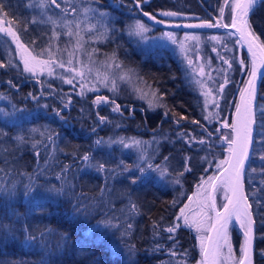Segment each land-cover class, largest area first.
Instances as JSON below:
<instances>
[{
    "label": "trees",
    "instance_id": "obj_1",
    "mask_svg": "<svg viewBox=\"0 0 264 264\" xmlns=\"http://www.w3.org/2000/svg\"><path fill=\"white\" fill-rule=\"evenodd\" d=\"M223 1L148 0L142 7L155 14L161 8L182 2L179 9L196 15L202 12L212 20L217 14L218 3ZM3 2L8 5L9 18L22 22L17 28L21 41L38 52L46 48L52 40L47 31L48 24L28 23L25 30L23 23L32 17L26 7L27 2ZM129 3L133 1L129 0ZM94 6L102 7L97 1H94ZM110 9L129 15L128 7ZM249 20L252 30L260 37L259 42H264V2L250 13ZM114 29L115 34L104 37L98 48L117 54L123 66L131 68L139 81L158 92L164 106L150 109L144 101L129 98V92L121 89L106 93V90L97 89L100 82L92 81L90 74L85 75L84 81L98 91L83 97L75 93L64 95L60 92L63 86L42 82L41 73H25L21 56L15 55H20L15 42L5 34L0 36V61L7 65L0 68V108L11 111L14 105L32 113L29 120L19 125L4 122L0 114V184L16 185L14 196L0 194V226H5L0 228V264H197L201 260V235L194 227L185 226L182 219L176 221L175 218L197 184L202 179L215 176L220 171L217 164L229 155L224 138H232V129L223 125H231L233 110L250 71L249 58L241 44L236 43V35L225 36L214 48L206 43L204 54L208 55L212 66L222 64L219 56H224L230 66L225 79L216 78V84L224 83L221 97L219 95L220 117L207 122L203 118L201 94L170 50L145 51L130 36L126 37L119 25L116 31ZM222 29L233 32L228 28ZM42 56L40 59H49L47 52ZM241 59L245 60L246 66L240 73ZM55 60L61 59L55 57L53 63ZM29 93L37 99L33 100ZM97 96L115 99L121 106L120 111L114 112L111 103L90 104ZM57 110L60 116L56 115ZM165 112H168L167 116ZM262 113L264 80L260 83L256 105L253 151L245 172V188L256 222L253 264H264V255L261 254L264 250ZM101 116L107 118L103 123L99 120ZM180 116L187 119H180L177 123ZM117 133L124 134L119 137L132 135L146 142L147 156L166 167L169 175L160 177L152 173L149 180L132 184L130 177L139 175L136 169L113 175L98 171L94 166L87 167L79 159L90 153L93 165L97 161L109 169L116 168L121 161L127 165L128 159L120 155L114 144L109 147L94 143L98 138L118 137ZM18 135L25 137L24 143L15 139ZM48 135L53 136L52 141L47 139ZM201 140L204 143H200ZM66 165L69 167L63 175L73 187L62 196H53L47 189L61 186L57 174H61ZM179 173L183 175L177 177ZM33 176L36 184L40 185L33 195L46 197L39 199V203L24 196L25 185ZM177 178L179 184L174 182ZM218 192L221 196L225 194L221 190ZM130 199L138 206L137 213H128L126 206ZM74 204L88 206L90 215L75 216ZM110 217L118 218L122 224H132L130 235L123 241L120 238L123 227L119 230H92L98 221ZM173 223H180L181 227L174 234H169L165 229ZM25 226L35 236L47 232L46 246H26ZM233 229L236 230L234 224ZM169 235L173 239H169ZM126 244L135 245L134 256L128 255ZM157 245L160 246L158 250ZM114 246L119 250L116 251ZM172 251L176 252L175 256L171 255Z\"/></svg>",
    "mask_w": 264,
    "mask_h": 264
},
{
    "label": "snow or ice",
    "instance_id": "obj_2",
    "mask_svg": "<svg viewBox=\"0 0 264 264\" xmlns=\"http://www.w3.org/2000/svg\"><path fill=\"white\" fill-rule=\"evenodd\" d=\"M264 2V0H224L223 6L219 9L220 17L216 20V22H212L211 20L201 21L200 24L197 25H186L187 27H208V28H232L235 29V32L228 33L229 36H235L238 34V39L236 40L237 44L245 43L248 46V52L251 53V63H250V79L247 82V88L241 89L240 93V103L236 105V114L237 119L230 125L228 123H224L225 128H231L234 132V137H225L228 143V152L229 156L224 160H221L219 164H217V168L221 169L223 173V179L220 176H209L206 181H202L200 187H204L205 185H211L212 191L215 192L219 187H222L225 192V200L226 203H223L222 210H217L216 201L213 198L210 204H205L204 207H207L211 212H214V216H209L207 213H203L205 220L207 223H197L195 221H190L187 215V210L190 205L186 204L184 207L180 208L179 214L176 216L175 220L180 221L183 220V224L189 227H195L198 232L203 231L205 228L208 231V235H202L199 237L200 239V249H201V260L197 262V264H253V255H254V225L255 220L253 219V213L251 211L252 205L248 202V196L244 191V170H245V162L249 159V149L253 143V124L255 123L254 112L252 108V101L255 98V82L256 78L264 80V59L260 60V65H257V52L264 53V42H259L260 37L255 34L252 30V26L249 20L250 13L255 10V6L258 3ZM94 3V0H87L86 6H83L79 3V0H63V7L61 2L58 0H35V2H30L26 5V7L32 9H38V14L33 16L27 23H23V28L27 29V24L32 23H43L50 24L52 26V39H59L61 33L56 31L57 26H61L65 29L63 35L68 36L69 38H75V44L72 45V50L69 51L67 47L65 49H59L58 51L62 54L67 51L68 59L65 62L64 60H56L55 63L59 68H65V63L68 65H72L74 62V57L77 51L84 50L88 57V61L91 63L93 54L98 51L93 49L91 52H87L84 48V37L81 35L80 28V17L76 16L73 20H69L68 17L70 14L77 13L78 10L83 14L84 19L87 20L90 16L95 17L99 16L103 19L107 14L99 12L98 9L92 7L91 5ZM134 3L138 9H140L145 17H148L150 20L155 21L159 24H164L165 20L157 19V16L151 12L143 11V5L147 3V0H134ZM54 5L56 9H59L60 12L58 15H49L48 14V6ZM8 5L0 0V34H5L7 37H10L13 42H15L17 48L20 51L21 60L23 61L24 71L35 73L37 67H39L40 71L43 72L45 68H47L49 75L53 74L52 64L54 62V58L57 56L56 52L52 51L51 43L52 40L49 41V45L41 49L36 54H33V51L28 48L26 44L21 41V36L19 35L17 28L21 25V21L16 18H9L10 13L6 10ZM225 9H228V14L231 18L230 24L223 23ZM161 15L165 17H174L180 15V13L173 11H163ZM61 21L63 22L61 24ZM7 25V26H5ZM15 25L16 27H14ZM75 25V29L73 28ZM99 24H89L86 28L88 33H93L98 27ZM105 31H107V26L103 25ZM130 34H135L141 36L143 39H147L144 36L145 33L149 31L147 25H145L142 21L137 20L133 25L129 26ZM163 35L172 39L175 42V36L171 32L164 33ZM189 37H186L188 39ZM191 39H198V37H190ZM213 40H219L220 37H211ZM31 43H35V41H31ZM71 43V39L69 41ZM47 52L49 59L43 60L40 57ZM111 61L112 63H109ZM117 58L115 53L112 54L111 57L106 58L103 62L108 67H115L117 69H121V65L116 62ZM81 62V61H77ZM82 63V62H81ZM191 63V61H189ZM241 65H245V60L241 59L239 61ZM7 65L0 61V68H4ZM87 71H91L90 68H87ZM133 70L128 69L124 71L122 75L117 76L109 80L107 75L101 78L99 75L97 79L100 80V84L108 88L111 92H118V84L117 79L126 80L130 79V73ZM68 73H74L75 76L73 78H65L64 82L67 84H72L73 80L76 77L79 79H85V72L83 70H78L75 67L67 68ZM201 74L203 71L201 69ZM222 87V86H221ZM85 85L81 84V95L84 94ZM94 90V89H89ZM153 97L159 101L160 97L156 96V93H152ZM29 96L36 100V96H32L29 93ZM69 103L70 98H69ZM111 103L113 105L112 110L114 112L120 111V105L116 103L115 99H110L108 96H97L93 101V104H108ZM152 106L150 102V107ZM164 106V105H160ZM47 107V105H44ZM67 107V104H65ZM0 114L4 119V122L10 123L12 125H19L23 122L29 120L32 117V113L27 112L24 109H17L14 105L12 106L11 111H5L3 108H0ZM56 115L60 116V112L57 110ZM165 115H168V112H165ZM175 113L173 116L175 117ZM264 115V113H262ZM209 117H205L208 119ZM106 117H99L101 123L105 122ZM180 119H187V117L180 116L176 119V122L179 123ZM194 123H199L198 121H193ZM32 131H36L33 129ZM95 131V129H93ZM43 135V133H41ZM19 143L25 142V137L23 135H18L15 138ZM47 139L49 141L53 140L52 135H48ZM191 139V138H189ZM127 141V142H126ZM97 146L100 145H108L109 147L113 144H119L123 148H136L141 155L138 157V161L143 163H136L135 165H125L123 161L120 164L116 165V168L109 169L106 168L104 163H100L97 161L95 165L92 164L93 156L90 153H85L83 156L79 157V159L87 166V167H95L98 171L101 172H109L113 175L115 174H123L130 172L131 169L135 168L136 171L139 172V175L133 174L130 177V182L132 184H137L138 182L147 181L151 178L152 173L157 174L160 177H166L169 175L168 169L160 164L151 163V157L147 156L146 150L144 149V144L146 142L137 140L135 138H124L120 137L116 140L109 138L105 141L103 138H98L94 142ZM200 143H204L203 140ZM35 146V145H33ZM39 155V153H37ZM75 155V154H73ZM167 161V157L164 158ZM261 159L264 160V155L261 156ZM47 164V161L45 162ZM227 164L226 168L222 166ZM69 166H65L62 169L61 174H57V179L61 180V186L59 188L52 186L47 189V192L52 194L53 196H62L65 194L66 190L73 187L70 182L63 175L66 173ZM117 169H120V172L117 173ZM186 170H188L186 168ZM253 171H255L253 169ZM183 175V173L177 174V177ZM217 181H220V184H217ZM175 183L179 184L180 180L177 178ZM40 185L36 184V178L30 177L29 183L25 185L24 196L26 198H31L36 200L39 203V199L46 198L40 197L39 194L33 195L35 189L39 188ZM103 191V190H102ZM0 194L7 195L9 197L14 196L16 194V185L13 183L12 185L5 186L0 184ZM195 195L199 196V193ZM189 201L192 200V197L188 198ZM175 203V202H174ZM94 207V206H93ZM128 213L133 214L138 212V206L135 202L129 200V204L126 206ZM74 215L87 217L90 215V209L88 206H82L79 204L73 205ZM232 223H236L239 225L240 229H243V241L241 242L239 252L240 255L237 257L234 253L233 244L231 242V237L229 235V225ZM155 226V222H154ZM5 226H0L3 228ZM123 227V231L121 232V240L123 238L130 235L132 224H122L118 218L110 217L104 220L98 221L96 225L93 226L92 230H109L116 229L119 230ZM158 227V226H157ZM181 227L180 223H173L171 226L167 227L165 230L169 234H174L177 228ZM26 235L24 244L28 247H45L46 240L45 236L47 232H41L39 236L32 235L28 226H25L24 229ZM159 234L158 232L156 233ZM66 239V238H65ZM169 239H173L172 235H169ZM207 240V244L205 241ZM127 248L128 255H135V245H125ZM159 245L156 246L157 250L159 249ZM115 250L119 249L114 246ZM262 255H264V250H262ZM171 255L175 256L176 252L172 251Z\"/></svg>",
    "mask_w": 264,
    "mask_h": 264
},
{
    "label": "rangeland",
    "instance_id": "obj_3",
    "mask_svg": "<svg viewBox=\"0 0 264 264\" xmlns=\"http://www.w3.org/2000/svg\"><path fill=\"white\" fill-rule=\"evenodd\" d=\"M24 2L30 3L35 2V0H23ZM148 1V0H147ZM58 2H61L62 7L63 0H58ZM79 3L83 6H86L87 0H79ZM176 4H179L176 2ZM180 4H183L182 2ZM173 5L171 7H164L158 10L157 13L154 15L157 16V19L165 20L164 24L156 23L155 21L150 20L148 17H145L140 9H138L135 5V3H129L128 10L129 15L116 13L113 11V9H107L104 7H98L94 6V3L91 5L92 7L99 10V12L106 13L107 15L101 19L99 16L95 17H89L87 20L84 19V16L82 13L78 12L74 14H70L68 17H66L69 20H73L76 16L80 17V28H81V35L84 37V48L87 52H91L93 49H98L93 56L92 61H88V57L86 55V52L84 50L77 51L75 54L74 62L72 65H68L65 63V68H59L56 63L52 64L53 74L49 75L47 68L43 72L40 71L39 67H37L35 73L31 72H24L25 73H31V74H37L41 73L42 76V82L50 83V84H58L63 86V90L60 91L64 95L69 93H75L78 96H85V95H93L95 91L98 90H89L94 89L90 87L84 80L79 79V77L75 78V81L70 85L64 82L65 78H73L75 76L74 73H68L67 68L69 67H75L78 70H83L85 72V75L90 74V78L94 82H100L99 79H97V76L99 75L101 78L103 76L107 75L109 77V80L116 78L119 75H122L124 71H127L128 67L123 66L120 59H118L117 54L116 58L117 61L121 65V69H117L114 66L108 67L103 62L106 60V58L111 57L112 53L105 50H100L98 48L100 46V43L103 42L104 37L108 36L110 33H113L116 31V27L119 25L122 29L123 33L126 37L129 38V36L145 51H154V50H162L164 48H168L170 52L173 54L175 59L180 63L182 66V69L184 70L186 76L188 79L192 82L197 92L201 94V97L203 99L202 101V113L203 118L209 117L208 119H205L207 122H211V120L215 117L219 118V107L221 104V94L224 88V83L218 85L216 84V78L221 77L222 79L226 78V75L228 74V70L230 69L229 62L224 56H219L220 59L219 62L222 64L220 66H212V63L208 57L207 54H204L205 52V46L212 45V47H216L225 36L229 37L228 31H223L222 27L217 28H208V27H187L186 25H197L200 24L201 21L210 20L205 17V15L200 12V14L196 15L194 12H187L181 8L182 5ZM218 10L216 16L211 20L212 22H216V20L220 17V11L219 9L223 6V3H218ZM28 10L30 12V15L33 17L38 14V9H32L28 7ZM48 14L49 15H58L60 10L56 9L54 5L48 6ZM143 11H148L146 8H143ZM163 11H173L180 13L178 16L174 17H165L161 15V12ZM149 12V11H148ZM30 17V19L32 18ZM140 20L145 25L148 26L149 31L144 34V36L147 37V39H143L141 36L130 34L129 26L133 25L135 21ZM225 24H229L230 22V16L228 14V9H225L224 13V19L222 21ZM63 22L61 21V24ZM43 24V23H41ZM89 24H99L101 25L98 27L93 33H88L86 31V28ZM103 25L107 26V31H105V28ZM73 28L75 29V25H73ZM226 29V28H225ZM47 31L49 34L52 35V26L48 24ZM56 31L61 33V36L59 39H52L54 42L51 43V48L53 52L57 53L56 58L62 59L65 62L68 59L67 51L63 52L62 54L58 51L59 49H67L69 51L72 50V45L75 44V38H69L66 35H63L65 29L61 26H57ZM171 32L175 36V42H173L172 39L168 38L167 36L163 35L164 33ZM48 34V33H47ZM3 34H0V36ZM198 37V39H191L190 37ZM220 37L219 40H213L211 37ZM186 37H189L186 39ZM71 39V43H69ZM13 45V43H9ZM14 46V45H13ZM28 46V45H27ZM30 50L33 51V54H36L38 51L32 49L31 46H28ZM213 52V51H212ZM100 53V54H98ZM105 53V54H103ZM16 56H20L19 54H15ZM41 56L40 58H42ZM56 61V60H55ZM81 61V62H77ZM191 61V63H189ZM109 63H112L109 61ZM85 65H87V68H90L91 71H87L85 68ZM246 65L240 64V73L243 71L244 67ZM24 69V66H23ZM201 69L203 71V74H201ZM132 70V69H131ZM130 79L126 80H119L117 79L118 89L124 90L126 93L129 92V98L135 99L136 101L142 100L144 101L148 108L155 109L158 105H161V97L158 94V92L153 90L149 85L144 84L142 81H139L138 77L136 76L135 72L132 71L130 74ZM74 83H76V86H74ZM81 84L85 85L84 88V94L81 95ZM222 86V87H221ZM101 90H106V93H109L108 88L103 87L101 84L99 85V88ZM155 92L157 97H160L159 101L156 100L155 97H153L152 93ZM115 93V92H111ZM110 95V94H109ZM220 95V97H219ZM139 99V100H138ZM150 102L152 106L150 107ZM90 104H93V102ZM111 109V108H110ZM116 129L115 131H117ZM122 133H117V136H123ZM233 135V133H232ZM118 137H113V140H116ZM120 138V137H119ZM125 138H135L137 140H140L139 138H136L135 136H128ZM107 141V140H105ZM127 142V141H126ZM115 147H117L118 152L121 156L128 159L129 163L127 165H135L136 163L140 162L138 161L139 155L141 153L136 148H123L119 144H114ZM153 164H157L154 161H151ZM135 169V168H133ZM131 169V170H133ZM221 170V169H220ZM220 171H218L215 176ZM223 179V178H222ZM207 179H202L197 186L194 188L193 192L189 195V197H192V200L189 201L187 199L186 204H189L190 207L187 210V215L189 217L190 221H195L197 223H207V221L204 218L203 213H207V215L212 216V212L207 208L204 207L205 204H210V187L211 185H205L204 187H200L202 181H206ZM220 184V181L217 183ZM223 193L224 190L222 187L218 188ZM215 191V201L217 208H220L224 201H225V194L224 196H221V194L218 192L219 190ZM196 193H199V196L195 195ZM188 197V198H189ZM222 197V198H221ZM184 205L182 207H184ZM181 207V208H182ZM180 210V209H179ZM179 214V213H178ZM233 224L236 227V230L233 229ZM194 229H196L194 227ZM229 235L231 237V242L233 244V249L235 255L238 257L240 255L239 248L241 245V242L243 241V229L239 228V225L236 223H232L229 225L228 228ZM234 231V232H233ZM238 231L240 233V236L237 234ZM208 231L205 228L203 231L198 232V234L207 235ZM239 236V237H238ZM235 237V238H234ZM236 237H238V240H236Z\"/></svg>",
    "mask_w": 264,
    "mask_h": 264
},
{
    "label": "water",
    "instance_id": "obj_4",
    "mask_svg": "<svg viewBox=\"0 0 264 264\" xmlns=\"http://www.w3.org/2000/svg\"><path fill=\"white\" fill-rule=\"evenodd\" d=\"M259 4V3H258ZM257 4V5H258ZM256 5V6H257ZM255 6V7H256ZM230 22H231V18H230ZM230 22H229V24H230ZM229 29H231L233 32H235V29H232V28H229ZM237 36V38H238V34L236 35ZM241 45H242V47H243V49L245 50V52L247 53V55H248V58H249V62L251 63V53H249L248 52V46H247V44H245V43H241ZM261 59H264V53H261V52H257V65H260V60ZM250 72V71H249ZM250 79V75L248 74V77H247V79H246V81H245V83H244V85H243V87H242V89H244V88H247V82H248V80ZM261 81H262V79H260L259 77H257L256 78V82H255V98H254V100L252 101V108H253V112H254V119H255V123L253 124V126H252V128H253V143H252V145L250 146V149H249V159L245 162V170H244V176H243V181H244V191H245V194L247 195V192H246V188H245V172H246V169H247V167H248V165H249V162H250V159H251V155H252V151H253V145H254V140H255V133H256V105H257V99H258V93H259V87H260V83H261ZM240 103V95H239V97H238V99H237V103H236V105L237 104H239ZM237 119V114H236V106H235V108H234V110H233V113H232V116H231V124L235 121ZM232 133H233V135H232V137H234V132H233V130H232ZM229 156V155H228ZM227 167V164H225L224 166H223V168H226ZM223 175V173H222V171L220 170V172L217 174V176H219V175ZM217 183H218V181H217ZM209 193H210V203H211V200L214 198L215 199V192H213L212 191V188L210 187V191H209ZM248 196V195H247ZM248 202L250 203V200H249V197H248ZM224 203H226V200L224 201ZM251 204V203H250ZM217 210H222V206L220 207V208H217ZM251 211H252V209H251ZM252 213H253V211H252ZM215 215V213L214 212H212V216H214ZM253 219L255 220V218H254V215H253ZM255 229H256V222H255V225H254V237H255ZM209 233H207V235H208ZM205 243L207 244L208 242H207V240L205 241ZM253 247L255 248V238H254V242H253ZM253 263H254V255H253Z\"/></svg>",
    "mask_w": 264,
    "mask_h": 264
},
{
    "label": "flooded vegetation",
    "instance_id": "obj_5",
    "mask_svg": "<svg viewBox=\"0 0 264 264\" xmlns=\"http://www.w3.org/2000/svg\"><path fill=\"white\" fill-rule=\"evenodd\" d=\"M94 1H97V4H99V6H102L107 9H109L110 7L122 9L123 7L129 6V0H94ZM132 1L134 2V0Z\"/></svg>",
    "mask_w": 264,
    "mask_h": 264
},
{
    "label": "bare ground",
    "instance_id": "obj_6",
    "mask_svg": "<svg viewBox=\"0 0 264 264\" xmlns=\"http://www.w3.org/2000/svg\"><path fill=\"white\" fill-rule=\"evenodd\" d=\"M220 177H221V179L223 178V175L221 174V175H219Z\"/></svg>",
    "mask_w": 264,
    "mask_h": 264
}]
</instances>
